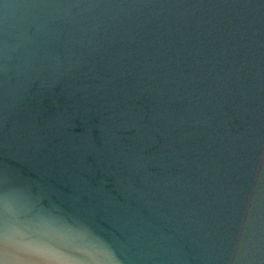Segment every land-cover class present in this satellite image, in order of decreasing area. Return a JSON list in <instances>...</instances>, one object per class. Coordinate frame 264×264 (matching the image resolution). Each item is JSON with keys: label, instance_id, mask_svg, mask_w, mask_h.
I'll return each instance as SVG.
<instances>
[{"label": "water", "instance_id": "95a60500", "mask_svg": "<svg viewBox=\"0 0 264 264\" xmlns=\"http://www.w3.org/2000/svg\"><path fill=\"white\" fill-rule=\"evenodd\" d=\"M0 264H264V0H0Z\"/></svg>", "mask_w": 264, "mask_h": 264}]
</instances>
